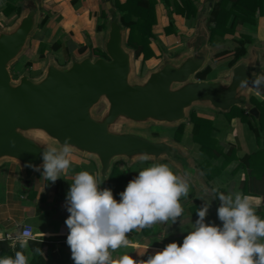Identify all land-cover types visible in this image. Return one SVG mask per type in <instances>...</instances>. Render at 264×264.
I'll return each mask as SVG.
<instances>
[{"label": "water", "instance_id": "water-1", "mask_svg": "<svg viewBox=\"0 0 264 264\" xmlns=\"http://www.w3.org/2000/svg\"><path fill=\"white\" fill-rule=\"evenodd\" d=\"M105 5L110 10L111 0H105ZM110 12L104 46L107 57L87 55L73 59L66 68L50 61L39 80L22 74L13 84L8 69L9 61L19 54L36 25V7L28 6L13 30L0 31V158L18 159L27 176L33 173V165L43 162L41 145L45 144L24 134L27 129H42L60 146L67 139L71 147L96 155L104 177L115 156L182 158L178 148L166 140L114 130L111 126L119 117L175 122L185 118L188 106L200 101L217 109L240 104L258 119V108L249 105L239 83L245 78L253 80V73L264 72L262 61L236 63L228 83L192 80L191 75L205 62V54L196 46L180 63L164 61L145 81L130 82L131 56L123 45V27L116 13ZM101 97L106 98L108 108L96 118L91 109Z\"/></svg>", "mask_w": 264, "mask_h": 264}, {"label": "crops", "instance_id": "crops-1", "mask_svg": "<svg viewBox=\"0 0 264 264\" xmlns=\"http://www.w3.org/2000/svg\"><path fill=\"white\" fill-rule=\"evenodd\" d=\"M8 2L9 0H0V25L9 24L15 18L17 23L25 13L26 8L24 7H22L20 14L15 10L6 12L5 7ZM39 3L42 4L41 9L39 8L41 17H45V20L39 30L35 25L33 30H38V35L35 36L34 43H32L33 39L29 43L30 47L28 46V49L27 47L24 49L22 53L24 60L30 58L32 49L36 51L39 43H42L43 47L42 53L41 50L39 51L43 55L38 61L42 70L46 68L51 60L61 67L57 64L56 59H53L54 57L61 56V62L65 61L70 65L73 59H81L87 55H91L92 58L97 57L92 53V50H104L109 28V9L106 8L104 0H39ZM104 12L108 15L106 19L102 16ZM177 18L180 22L185 19L184 17ZM258 18V25H250V28L253 27L256 30L264 31V17L260 15ZM98 23H102L104 26L98 29ZM179 32L183 31L180 30ZM183 36V34L169 33L162 35L160 38L167 46L168 52L183 51L186 47H188L187 52H189L191 48L186 39L181 40ZM53 45L58 47L55 49ZM81 45L85 46L83 52L78 51V47ZM189 54L190 52L184 53L183 58ZM51 55L52 59L49 58ZM45 56H47V60H45ZM69 65L62 68H66ZM201 104L205 103L201 102ZM207 104L212 107L209 102ZM223 110L225 112V109ZM215 116L221 119L219 120L220 124L216 127L217 131L213 132L220 147L224 152H228L227 149L231 145L235 152L232 159H224L223 155L213 158L214 160L211 159L217 166L221 167L224 165L219 174L212 179H208L204 173L193 166L187 169L188 158L184 154L178 161L171 160L165 155L158 157L150 155H138L132 158L125 156L113 157L111 165L115 164L125 176H138L139 171L143 168L166 164L176 174L185 176L190 186L189 196L187 198L181 197L180 199L184 211L176 223L171 221L156 223L149 232H144L143 229L133 230L127 236L129 246L121 247L112 252L114 259H119L122 255L128 254L137 261L145 260L147 255H154L157 251L164 249L170 242L175 241L182 244L184 237L191 231L192 224L198 219L197 211L205 203L210 204L205 222L222 226V222L217 216L220 201L211 195L213 189H217L226 195L237 192L248 195L254 204L258 205L256 210L264 209V174L261 177L253 176L248 174V168L238 166V163L244 160V155H249L260 148L261 142L255 138L252 131L239 117L236 116L229 119L225 113H217V111ZM114 130L119 131V129ZM219 132L224 134L222 141ZM188 135L184 136L179 144L185 146L187 144L192 148H198V143L189 141ZM145 156H147V159L144 158ZM70 158L72 163L69 170L55 183L42 177V169L41 171L34 169L30 175L32 178L28 179L25 178L26 174L25 171L23 173L21 170L22 167L14 165L5 167L2 184L0 185V229L14 230L19 224H30L33 232L41 239H44V251L49 256H55L58 264L66 263V257L71 250L68 245L56 243L55 240L60 235L69 232L65 224V220L70 215L66 207V198L76 174L81 171H88L96 178L101 189H112L117 201H120V193L126 189L128 184V182H125L122 190L114 192L113 187L105 183L107 182L109 169L103 177L100 173L99 160L94 154L73 150ZM248 177L251 180L249 189L247 188L249 184ZM103 183L104 185H102ZM6 244L8 246L14 244V247L9 246L13 255H15L16 251H23L28 259L31 257L29 247L21 249L20 245L15 241L6 242Z\"/></svg>", "mask_w": 264, "mask_h": 264}, {"label": "clouds", "instance_id": "clouds-1", "mask_svg": "<svg viewBox=\"0 0 264 264\" xmlns=\"http://www.w3.org/2000/svg\"><path fill=\"white\" fill-rule=\"evenodd\" d=\"M253 76L251 81L241 80L239 87L262 97L264 72ZM41 146L43 163L33 167L36 171L42 169V177L55 183L71 166V145L66 139L60 148L51 144ZM189 190L185 176L176 174L166 164H157L140 170L117 201L112 189H101L92 174L79 172L66 198L70 213L65 220L69 229L67 244L74 264H264V218L257 215L258 205L248 195H226L217 189L211 195L220 201L217 216L222 226L205 222L210 207L205 203L197 211L198 219L182 244L170 242L146 260L137 261L128 254L119 259L112 257V252L129 246L127 236L133 230L156 223H176L184 211L180 199L187 198ZM5 239L0 233V241ZM7 239L13 237L9 235ZM29 239L32 237L27 231L15 236L21 249L28 247ZM0 264L29 262L23 251H16L14 256L0 257Z\"/></svg>", "mask_w": 264, "mask_h": 264}, {"label": "trees", "instance_id": "trees-1", "mask_svg": "<svg viewBox=\"0 0 264 264\" xmlns=\"http://www.w3.org/2000/svg\"><path fill=\"white\" fill-rule=\"evenodd\" d=\"M113 6L117 7L119 11L118 21L122 27L126 28V42L128 45L134 48L135 56L140 57L142 61L154 55V51L150 46V36L152 35V24L156 20L155 15V2L156 0H111ZM169 4V1L166 0ZM112 6V7H113ZM111 7L109 11L114 12ZM15 10L18 14L22 11L21 3H17V0H9L5 7V11L9 12ZM175 15L178 17H191L196 14V6L191 0H179L174 2ZM264 11V0H217L210 9V17L208 22L213 23L210 26V36H221L230 40L232 46L226 47L216 51L208 64L202 69L198 70L195 75L199 79H207L209 73L215 76L216 71L212 69L211 64L216 63L217 66H224L226 68L233 67L238 60L246 53V43L251 41L250 35L241 33L237 29L239 23H250L251 26H255V20L258 15H262ZM105 19L106 14L102 15ZM45 20L43 17L40 21L42 24ZM173 19L165 26V32L177 33V30L173 26ZM104 24L98 23L97 28L100 29ZM56 49L58 46L53 45ZM41 53L43 47H41ZM85 46L78 47L79 52H83ZM95 56L107 57L103 50H92ZM215 78V77H212ZM256 103L249 102V105H255L259 111V117L256 120L253 115L248 112V108H244L242 105L234 104L230 108L225 109V114L229 119L233 117H239L242 122L252 131L255 138L261 142V146L256 151L249 155H244V160L238 163L239 167L248 168V174L253 176H262L264 174V101H257ZM222 110V109H220ZM224 111V110H223ZM189 119L192 122V129L188 135V140L198 143L199 149L205 157L200 161L202 171L207 178L212 179L218 175L221 168L214 164L211 159L217 158L219 155H223L224 159H232L234 157L233 148H230L228 152H224L220 147L218 140L212 135L214 130V124L212 119L199 114L196 110H191L189 113ZM184 130V124L180 123L176 130L174 137L176 140L181 139V135ZM243 157V156H242ZM7 165L0 164V185L3 180V171ZM144 169V168H143ZM136 176H125L123 172L115 165L112 164L109 167L107 176V185L113 187L114 192H118L123 189V184L134 179ZM249 184L247 188H250L251 180L247 179ZM247 191V189H245ZM1 195V193H0ZM32 196V194H31ZM257 215L264 218V209H257ZM153 229L151 227L143 228L144 232H149ZM64 244V243H63ZM44 241L37 239H29L28 247L31 250V257L28 259L29 264H58L55 256L47 255L43 247ZM66 245V244H65ZM41 249L40 252H36L35 249ZM14 256L11 248L2 242L0 244V257ZM151 255H147L145 260ZM74 263L71 258V250L66 257V263Z\"/></svg>", "mask_w": 264, "mask_h": 264}, {"label": "rangeland", "instance_id": "rangeland-1", "mask_svg": "<svg viewBox=\"0 0 264 264\" xmlns=\"http://www.w3.org/2000/svg\"><path fill=\"white\" fill-rule=\"evenodd\" d=\"M168 1H169V4L166 3V0H156L155 2L156 20L154 24H152V35L150 36V46L154 51V55L150 56L149 58L143 61L141 59V56L136 57L134 48L128 45L126 42V39H125L126 28L124 27L122 29L123 45L130 52V56H131V71L129 74L130 82H140L141 83L145 81L148 75L150 74V72L161 67L164 61H171L175 64L180 63L181 60L183 59L184 53H189V52L191 53L196 46H199L201 51L205 54V62L202 65L201 69L210 62L212 55L216 51L232 46L230 40H228L227 38L217 36V35L212 36V37L210 36V26L213 23L208 22V18L210 17V9L217 0H191L193 4L196 6V9H197L196 14L192 17H184L185 19L182 20L181 22L178 21L179 20L177 18L178 16H176L175 12L173 11L175 0H168ZM176 1H179V0H176ZM17 3H21V6L26 8L25 13L27 12L28 6L33 4L36 7L35 22L39 30V28H41L42 26L40 23L42 17H41V12L39 11V8L41 9L42 7V4L39 3V0L38 1L37 0H17ZM112 8L114 9V12L116 11L115 13L117 15V18H119V11L117 7L113 6ZM110 13L111 12L109 11L108 14ZM260 15H258V17ZM107 16L108 15H106V17ZM261 16L264 17V11H263V15ZM258 17L255 20V23H254L255 26H257L259 23ZM171 19H173L174 21L173 26L177 30L176 34H180V35L183 34L184 36L181 37V40H184V39L187 40L191 48L189 52H187L188 47H186V49L183 48L184 49L183 51L179 50V51L168 52L167 46H165L164 42H162L160 37L162 35L164 36L165 34H167L164 28ZM13 21H11V23L9 24L0 25V30L2 31L13 30L16 27V25L19 23V21L16 23V18L13 19ZM250 25H251V22L250 23L246 22L244 24L239 23L237 25V29L241 33H246L248 35L250 34V37H251V41L246 43V47L247 45L248 47H247L245 55L241 57L237 63L241 61H244L246 63H253L257 60H260L263 62V68H264V31H259L258 29L256 30L253 27L250 28ZM38 30H33L30 33L29 38L25 46L22 48L21 52H19V54H17V56L11 59L8 63V69L11 74L13 84L19 82V77L22 74H27L28 77H30L33 80H39L41 77L44 76L47 66L44 70H42L39 67L40 64L38 63L41 55H43L39 53L40 48L42 47V43H39L36 51H33L32 49V54L30 58H27L24 60L23 59L24 56L22 54L24 49H26V47L27 49H28V46L30 47L29 43L35 38L36 35H38V32H37ZM180 30H182L183 32H179ZM34 41L35 39L33 40L32 43H34ZM49 58L52 59L53 58L52 55L49 56ZM47 59H48L47 56H45V60ZM53 59H56L57 64H59L61 67H65L69 65V63H66L65 61L61 62V56L54 57ZM211 67L212 69L216 71V74L215 76H213L212 73H209L208 76L206 77L207 79H214L212 77H215V79H219L224 83L229 82L230 77H231L232 67L230 68H226L224 66L218 67L217 64L213 62L211 64ZM190 79L194 80V79H199V78L196 77L195 74H193L191 75ZM177 85H178L177 83L173 84L174 87ZM240 91L244 92L248 96L249 102L251 103H256L254 98H256L257 101L258 100L264 101V93H262V97H257L252 92H250L248 89L241 87ZM204 103L205 104H201V102L199 101V102H194L192 106H188L185 109V114H186L185 118L179 121L165 122V121H159V120H155L151 118L145 119L143 121H135V120H130L126 117H119V119L111 127L114 129H119L120 132H135V133L144 135L150 139H161V140H166L170 143H173L174 145L178 147V151L180 152L181 155L184 154L187 156L188 158L187 169H189L188 167L193 166L196 169H198L200 172L204 173L199 163L205 157V155L202 154L199 147L192 148L187 144L186 146L179 144V142L184 138V136H186L187 134H190V130L192 129V122L189 119V113L191 112V110H196L197 113L211 118L214 124L213 132H215L216 127H218V124H220L219 120L221 119L215 116L216 111L217 113L218 112L226 113V112H223V109L215 110L216 108L213 106L212 107L209 106L207 104L208 102H204ZM107 108H108V103H107L106 98L101 97L100 100L93 105L91 109L92 115L96 118H101L103 113L107 110ZM255 119L257 120L256 117ZM180 123L184 124V130L181 135V139L176 140L174 137V134H175V130L177 126ZM213 132H212V135L216 138V135ZM23 133L29 137H32L36 141L51 144L57 148L62 147L59 145L57 141L50 138L47 135V133L43 131L42 129H36V128L27 129V130H24ZM219 134H220V139L222 141L224 139V136H223L224 134L222 132H219ZM229 147L231 148V145ZM71 149L72 151L73 150L77 151L73 147H71ZM0 162H1L0 164H5L9 167L14 166V165L18 167L20 166L22 167V164L18 159L9 157V156H4L0 158ZM223 167L224 165L221 166L220 168L222 169ZM21 170L24 173L23 167L21 168ZM25 178L31 179L32 177L25 175ZM102 185H104V183ZM21 227H22V224H19L16 228L20 229Z\"/></svg>", "mask_w": 264, "mask_h": 264}, {"label": "built area", "instance_id": "built-area-1", "mask_svg": "<svg viewBox=\"0 0 264 264\" xmlns=\"http://www.w3.org/2000/svg\"><path fill=\"white\" fill-rule=\"evenodd\" d=\"M27 231L29 236L32 237V239H37V240H40V241H44V239H41L38 235H36L34 232H33V229H32V226L30 224H22V227L20 229H14V230H7V229H0V233L4 234V236L6 237L5 241H0V244L2 242H7V243H10L12 241H15V236L18 232H25ZM69 233V232H68ZM68 233H64L62 235H60V237L55 240L56 243H64L66 245L67 244V235ZM11 235L13 237L12 240H8L7 237Z\"/></svg>", "mask_w": 264, "mask_h": 264}]
</instances>
